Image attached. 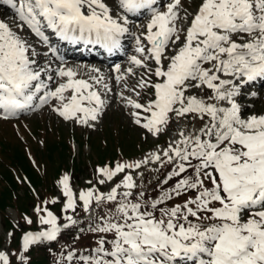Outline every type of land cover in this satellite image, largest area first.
Listing matches in <instances>:
<instances>
[{
  "label": "snow or ice",
  "instance_id": "obj_1",
  "mask_svg": "<svg viewBox=\"0 0 264 264\" xmlns=\"http://www.w3.org/2000/svg\"><path fill=\"white\" fill-rule=\"evenodd\" d=\"M3 3L15 10L19 23L12 27L0 20V116L8 119L55 100L52 111L64 120L94 127L91 122L104 113L114 81L121 88L116 95L133 109L130 116L146 136L167 131L170 137L142 159L99 167L96 184L78 192L70 177L62 176L64 223L37 206L42 227L23 234L20 264H28L32 246L57 241L76 225L78 208L89 215L96 243L86 254L67 252L68 262L264 264V112L245 114L250 105L237 100L248 85L264 79V0H200L194 14L184 9V20L191 15L186 28L178 26L181 0ZM116 9L122 14H114ZM143 10L150 18L144 32L132 33V66L122 71L117 64L107 77L92 68L87 78L66 63L53 67L52 57L60 58L52 35L112 51L130 33L127 14ZM30 36L46 51L38 50ZM129 77H136L131 86ZM191 89L211 95L189 94ZM141 169L166 170L151 190L155 196ZM118 175L119 181L110 184ZM0 264H11L5 251Z\"/></svg>",
  "mask_w": 264,
  "mask_h": 264
},
{
  "label": "rangeland",
  "instance_id": "obj_2",
  "mask_svg": "<svg viewBox=\"0 0 264 264\" xmlns=\"http://www.w3.org/2000/svg\"><path fill=\"white\" fill-rule=\"evenodd\" d=\"M199 3L200 0H183V5L180 9L181 19L178 21V26L186 28V24L191 18V15L188 16L187 20H184V9H187L188 13L194 14ZM181 39L183 40V36ZM38 50L42 51L39 46ZM129 65V63H126L125 67H128ZM207 67H209V65H207ZM102 70L105 73L107 72V69ZM135 71L143 73L144 69L137 68ZM78 72L80 75L85 77L88 76V68L78 69ZM135 79L136 77L128 78L130 86ZM111 83L113 84L114 91L109 94L111 98L108 101L104 113L97 121L91 122L94 124V127L76 123L74 120H64L56 112L52 111V106L39 113L30 112L22 114L21 116H23V118L19 119L17 123L14 121L0 120V206L10 205L5 209V213L10 216L11 219L20 224H27L24 217H31L32 210H35L37 206L41 208L47 207L49 210L55 211V205L51 203V201L56 199L57 195L62 204L64 197L62 196L61 185L59 183L57 184V195L55 196L52 194V188L54 180L56 178L61 179V177L65 175V172L71 170L73 167V158L67 150V142H69L71 134L68 125L87 127L93 132H99L107 122L116 128L119 125V121L124 128H129L131 133H134L132 130H135L137 133L145 131L133 122V119L130 116L133 109L126 106L119 96L116 95V93L121 90L120 86L116 85L114 81ZM253 90L256 91V96L247 95L248 93L253 92ZM243 93L244 95L238 97L237 100L242 104L250 105V107L244 109L245 114L264 112V87L257 89L254 87L245 88L243 89ZM189 94H196L198 96L211 95L210 90L207 89H191ZM125 95H132L133 99H137L134 94L129 93L126 90ZM145 99L146 98H141L140 101L145 102ZM37 120L46 121L49 125V129L45 127V124ZM198 126L199 125L197 124V127ZM120 130H122V127H120ZM177 130L178 129L175 127L172 129L173 133ZM1 135L6 138L5 142L1 139ZM37 135H43L42 137L47 145L44 152L39 150L38 146H41L42 142L40 145L37 144ZM161 136H167L166 142L170 139L167 131L161 134ZM158 138L159 137H151L150 142L153 143L155 147L166 146L164 144H159L161 140ZM4 144L7 146H4ZM92 145L93 150L90 151V144H85V150L87 151V154H85V160L81 162L83 165L79 171L80 173L78 172V174L74 176V185L72 189L75 192L90 187L89 183L93 180L95 181V184L97 182L98 173L94 168L93 161H98L97 159L99 158L97 157L99 156L101 158L105 154L103 153L105 151H103L101 145L99 146L95 142H93ZM15 147H17V149H14ZM137 151L138 147L132 151L129 150V154H132L130 158L131 160L129 161L142 159L148 152H150L148 151L142 156H138V154H135ZM11 153H15L14 156H19V158L15 160L14 157L10 156ZM154 167L155 165L148 166L149 169ZM140 171H144L143 183L145 185L148 183V180H154L157 176V172L151 170L141 169ZM120 178L121 176L118 175L114 181L109 183L118 182ZM136 179L139 184L141 182L140 177H136ZM77 180L82 182V187L76 183ZM101 187L105 188L104 191L107 190L106 185ZM15 191L18 192L15 193ZM45 201H48L49 203L45 205ZM74 216L79 222L80 219L76 217V213ZM4 217L5 216L0 213V251H5L9 254L11 252V241L14 235L9 231V226ZM41 227L42 226L38 223V228L40 229ZM42 245H35V247ZM14 251V263H17L19 252L17 249H14ZM29 264L35 263L30 262Z\"/></svg>",
  "mask_w": 264,
  "mask_h": 264
},
{
  "label": "trees",
  "instance_id": "obj_3",
  "mask_svg": "<svg viewBox=\"0 0 264 264\" xmlns=\"http://www.w3.org/2000/svg\"><path fill=\"white\" fill-rule=\"evenodd\" d=\"M67 149H69V151H70V148L68 147V145H67ZM18 158H19V156L15 157V159H18ZM77 171H78V169H77ZM154 188H155V185H152L149 188V190H150L149 194L150 195L156 194L155 191H151ZM7 206L8 205L0 206V209L5 211ZM82 213H84L83 210H82ZM7 225L9 227L13 226L10 221H8ZM90 226H91V221L87 220L84 222L85 230H83L79 233H73L71 235H62L60 242L55 243L52 248H49L50 250L49 249L44 250V255H43L44 257L42 258L41 261L33 262V263H35V264H64L63 260H65L64 251H65L66 246L67 247L69 245L76 246L75 244L79 243V245H80V243H82L81 246L84 247V245H85L87 247V246H90V244H88L90 241H92V244H95V242H96L95 234L89 231ZM83 242H85L84 245H83ZM17 244H18V242H17ZM76 247H77V250L80 249V246H76Z\"/></svg>",
  "mask_w": 264,
  "mask_h": 264
},
{
  "label": "bare ground",
  "instance_id": "obj_4",
  "mask_svg": "<svg viewBox=\"0 0 264 264\" xmlns=\"http://www.w3.org/2000/svg\"><path fill=\"white\" fill-rule=\"evenodd\" d=\"M105 63H106V62H105ZM106 64H107V63H106ZM98 69H101V70L104 69V70H105V69H107V68H105V67L102 68V67L100 66ZM102 71H103V70H102ZM8 145H9V144H8Z\"/></svg>",
  "mask_w": 264,
  "mask_h": 264
}]
</instances>
